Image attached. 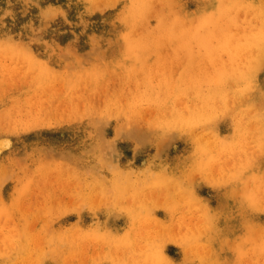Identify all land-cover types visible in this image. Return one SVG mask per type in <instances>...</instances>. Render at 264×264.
Wrapping results in <instances>:
<instances>
[{
  "label": "rangeland",
  "instance_id": "rangeland-1",
  "mask_svg": "<svg viewBox=\"0 0 264 264\" xmlns=\"http://www.w3.org/2000/svg\"><path fill=\"white\" fill-rule=\"evenodd\" d=\"M128 3L0 0V264H264V0Z\"/></svg>",
  "mask_w": 264,
  "mask_h": 264
},
{
  "label": "bare ground",
  "instance_id": "bare-ground-1",
  "mask_svg": "<svg viewBox=\"0 0 264 264\" xmlns=\"http://www.w3.org/2000/svg\"><path fill=\"white\" fill-rule=\"evenodd\" d=\"M88 1H92V0H88ZM262 1L263 0H261V4H262ZM135 3H139V0H129V3H128V9H127V11L126 12H124V13H122L121 15V21L124 23V24H126V23H128L129 22V20H127L126 18L127 17H134V16H136V15H138L139 14V10L141 11V9L139 8V6L140 5H137L136 7H135V10H134V4ZM261 9H262V6H259V11H261ZM126 17V18H125ZM262 34L264 35V26H263V29H262V31H261V35H260V39H261V36H262ZM263 41H264V38L262 39ZM258 47L259 48H261V51H262V48H264V47H262V45H258ZM257 67H259L260 69L262 68V69H264V67H263V61L262 62H258L257 61ZM262 73H264V72H262ZM263 79H264V76H262V81H263ZM61 83V82H60ZM59 89V88H58ZM261 90V89H260ZM77 92H78V90H77ZM79 93V92H78ZM258 99L259 100H262L263 99V92L262 91H259L258 92ZM76 97H79V96H76ZM92 97V96H91ZM39 98H41V97H39ZM73 98V97H72ZM71 99V98H70ZM75 100H76V102H77V100H78V102H79V99H76V98H74ZM91 99V98H90ZM95 99H96V97H95ZM93 100V99H92ZM92 100H89V101H91L92 102ZM88 101V100H87ZM73 103H74V101H72ZM71 102V103H72ZM81 102H83V100L81 101ZM58 103V102H57ZM61 103V110H62V108L63 107H67V105H68V107H70V104H68V103H70V102H68V103H66L67 105L65 106V104L64 103H62V102H60ZM73 103H72V105H73ZM80 103V102H79ZM30 104V103H29ZM35 103H31V105H34ZM62 104H63V107H62ZM30 105V106H31ZM36 105V104H35ZM45 105V104H44ZM58 105V104H57ZM60 105V104H59ZM59 105H58V107H59ZM80 105V104H79ZM29 106V107H30ZM43 106V105H42ZM47 106V105H46ZM45 106V107H46ZM77 106H78V103H77ZM37 107V106H36ZM59 107V108H60ZM32 110H33V107H30ZM29 108V110L31 111V109ZM57 107L56 106H54V105H52L51 106V108H50V112L51 113H55V115H56V118L58 117V110H59V108L58 109H56ZM71 108H73L72 106H71ZM79 108H81V106H79ZM36 110H37V108H35ZM66 109V108H65ZM64 109V110H65ZM67 109H69V108H67ZM66 109V110H67ZM61 110L59 111V112H61ZM64 110H62V111H64ZM75 110V109H74ZM22 111V110H21ZM79 111H81V109H79ZM64 112H66V111H64ZM62 114V113H61ZM34 116V115H33ZM42 116V115H41ZM39 118V117H38ZM65 118V117H64ZM63 118V119H64ZM58 119V118H57ZM65 120V119H64ZM38 123V122H37ZM193 124H195V122H193ZM197 125H198V127L197 128H199V127H202V123H200L199 124V122H197ZM177 129H179V130H192L193 128H195V129H197L196 128V125H187V126H183V125H178L177 127H176ZM193 138H195L196 139V141L198 142L199 141V139H200V137L198 136V135H196L195 134V131H194V133H193ZM4 141V140H3ZM197 145V144H196ZM170 146V145H169ZM195 148H196V146H194ZM208 147V146H207ZM46 152V151H45ZM51 153V152H50ZM49 155V154H48ZM103 158H104V156H103ZM110 159V158H109ZM109 159H108V161H109ZM222 160V159H221ZM225 160H226V162L224 163L223 161H221V162H223L224 164H226V163H228V160L229 159H227V157L225 158ZM105 161V160H104ZM111 161V160H110ZM105 162H107V160L105 161ZM110 163V162H109ZM152 163V162H151ZM106 164V163H105ZM219 164H220V162H219ZM218 164V165H219ZM94 165V164H93ZM96 165V164H95ZM217 165V164H216ZM221 165V164H220ZM227 165V164H226ZM90 167V166H89ZM212 169V168H211ZM93 171V170H92ZM245 171H247V170H245ZM96 172V171H95ZM212 172V171H211ZM90 173H91V171H90ZM248 174H249V172H248ZM247 176V175H246ZM193 177H195V176H193ZM77 178V177H76ZM244 181V180H243ZM242 182V181H241ZM116 185V184H115ZM200 187V186H199ZM162 194V193H161ZM238 227V226H237ZM239 228V227H238ZM144 229V228H143ZM227 233V232H226ZM135 234V233H134ZM164 234V233H163ZM160 235V234H159ZM224 235V234H223ZM158 237H160V236H158ZM201 253V252H200Z\"/></svg>",
  "mask_w": 264,
  "mask_h": 264
},
{
  "label": "snow or ice",
  "instance_id": "snow-or-ice-1",
  "mask_svg": "<svg viewBox=\"0 0 264 264\" xmlns=\"http://www.w3.org/2000/svg\"><path fill=\"white\" fill-rule=\"evenodd\" d=\"M5 143L7 144V141H5Z\"/></svg>",
  "mask_w": 264,
  "mask_h": 264
}]
</instances>
